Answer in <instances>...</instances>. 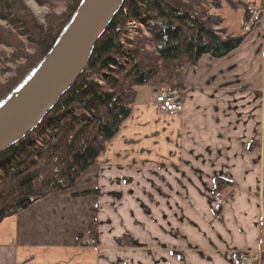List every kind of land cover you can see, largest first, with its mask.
I'll return each instance as SVG.
<instances>
[{
	"label": "crops",
	"instance_id": "crops-1",
	"mask_svg": "<svg viewBox=\"0 0 264 264\" xmlns=\"http://www.w3.org/2000/svg\"><path fill=\"white\" fill-rule=\"evenodd\" d=\"M239 1L259 11L258 27L227 57L185 69L183 111L137 88L131 116L73 190L0 224V264H240L246 254L264 264V0ZM186 170L232 181L220 212L217 177L183 192L173 174ZM139 173L162 175L157 195L119 194Z\"/></svg>",
	"mask_w": 264,
	"mask_h": 264
},
{
	"label": "trees",
	"instance_id": "trees-1",
	"mask_svg": "<svg viewBox=\"0 0 264 264\" xmlns=\"http://www.w3.org/2000/svg\"><path fill=\"white\" fill-rule=\"evenodd\" d=\"M61 1L65 12L42 26L24 0H0V22L29 39L36 51L0 89V107L37 73L84 3ZM251 17L252 11L245 10L244 26ZM131 22L150 35L154 53L142 41L127 48ZM214 25L212 18L179 0H124L74 86L31 134L0 154V224L39 200L73 190L131 116L137 88L184 91L187 66H197L204 56L227 57L250 34L224 38ZM234 187L222 177L215 179L217 212ZM99 194L94 190L74 197Z\"/></svg>",
	"mask_w": 264,
	"mask_h": 264
},
{
	"label": "water",
	"instance_id": "water-1",
	"mask_svg": "<svg viewBox=\"0 0 264 264\" xmlns=\"http://www.w3.org/2000/svg\"><path fill=\"white\" fill-rule=\"evenodd\" d=\"M124 0H84L37 73L0 107V154L31 134L74 86Z\"/></svg>",
	"mask_w": 264,
	"mask_h": 264
},
{
	"label": "rangeland",
	"instance_id": "rangeland-1",
	"mask_svg": "<svg viewBox=\"0 0 264 264\" xmlns=\"http://www.w3.org/2000/svg\"><path fill=\"white\" fill-rule=\"evenodd\" d=\"M27 4L28 8L32 11L35 19L37 22L42 25L46 26L50 20L59 17L62 15L66 8L65 3L61 0H24ZM182 3L187 5L191 4L192 9L194 12L200 14L203 18L210 17L213 19L214 29L218 31L222 37H236L242 34L248 33L244 30V12L245 10L252 11V16L256 13H259L258 10H252L248 7L244 2L239 0H179ZM259 16L261 14L259 13ZM259 21L254 26L253 31L258 27ZM125 42L127 44V48H131L130 44L137 43L138 41L144 42L145 46L144 49L148 53H154V48L150 44V35L145 31L142 25L138 23H129L127 26ZM35 46L29 41V39L20 36L19 33L13 31L9 28L5 23L0 22V89L6 86L13 78H15L17 72L20 68L25 66L27 63V58L30 56L35 55ZM194 67V66H187ZM185 68V69H186ZM184 71L182 72L183 83H184ZM175 81V79L173 80ZM185 86V85H184ZM143 91L141 94V100H148L149 95L151 92L150 87H141ZM186 89V88H185ZM155 90V89H154ZM137 91V89H136ZM169 89H161L159 90L158 95L156 94L155 98L157 99L159 96L168 93ZM182 92V91H180ZM152 96V94H151ZM193 147V146H192ZM253 148V142L249 144V149ZM221 149V148H220ZM223 158L215 157L214 164L219 165L220 161ZM136 174V173H135ZM176 175V179L180 180L182 191H185V187L188 185L186 184L189 180H201L203 183L211 181L212 178L218 177L219 173H192L188 170L173 174ZM161 174H150L149 180L142 179V174L139 173L135 175L134 181L138 186L132 187L126 186V183L120 187L119 194L122 196L128 197H142L143 195H157L158 188L157 184L161 182L163 177ZM198 176V177H197ZM167 179L169 178V174H166ZM172 177V176H171ZM174 177V176H173ZM223 178V177H222ZM174 179V178H173ZM225 179V178H224ZM172 180V178H171ZM229 182H232L230 179H225ZM206 184V183H205ZM142 186L143 189H142ZM172 189V188H171ZM170 191V194L172 193ZM168 192V191H167ZM107 198L113 196L114 194L110 195V189L107 187L106 190ZM152 196V195H151ZM113 200V199H112ZM127 206L124 205L123 208L120 209L119 212L123 211L124 208ZM139 206L134 204L133 209L135 213L139 212ZM156 207V206H153ZM144 208V206H143ZM151 208V207H150ZM134 213V214H135Z\"/></svg>",
	"mask_w": 264,
	"mask_h": 264
},
{
	"label": "built area",
	"instance_id": "built-area-1",
	"mask_svg": "<svg viewBox=\"0 0 264 264\" xmlns=\"http://www.w3.org/2000/svg\"><path fill=\"white\" fill-rule=\"evenodd\" d=\"M259 13L255 12V15L251 17L247 24H245L244 30L251 32L254 26L259 21ZM123 44H125L123 42ZM156 103L160 105L164 111L168 113H181L183 111L182 105V93L179 90L169 91L166 94L159 96L156 99ZM256 259L248 254L242 256L240 264H256Z\"/></svg>",
	"mask_w": 264,
	"mask_h": 264
}]
</instances>
